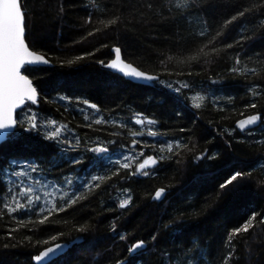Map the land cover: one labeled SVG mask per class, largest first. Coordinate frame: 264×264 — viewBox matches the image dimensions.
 Instances as JSON below:
<instances>
[{"label":"trees","instance_id":"trees-1","mask_svg":"<svg viewBox=\"0 0 264 264\" xmlns=\"http://www.w3.org/2000/svg\"><path fill=\"white\" fill-rule=\"evenodd\" d=\"M121 2L122 0H95L96 7L93 8L92 0H29L26 8L28 39L33 50L46 53L52 60L50 68L44 66L47 73L41 74L44 76L41 87L59 81L62 86L57 91L83 95L96 102L102 111L110 109L111 111L104 112L106 117L130 120L135 112H142L158 120L161 130L172 129L168 134L169 138H189L191 143L188 147L192 150H182L178 157L181 161L179 164L168 162L159 166L155 177L133 178L128 183L113 178L100 194L60 213L53 223L31 226L35 231L20 227L8 238V230L16 225L5 216L0 219V264H32L31 256L43 247L56 242L64 243L67 239L81 235L84 236L83 243L70 247L54 264H114L117 256L123 254L124 248L116 233L110 232L115 217H120L116 232L129 233L128 242L131 243L134 239H147L159 225L177 215L178 211L184 212L186 218L183 238L198 236L206 243L208 264H219V255L224 251L229 230L242 224L251 211L264 209V163L252 171V175L242 182L238 190L229 191L217 198L219 183L233 169L247 171L264 154V147L252 143L255 139L264 137V132L246 138L243 143L237 142L236 138L241 136L239 132L232 137L218 132V129L233 128L235 121L243 117L241 112L244 115L264 112V97L258 99L257 109L245 110V105L251 102L247 85L264 84V59L257 60L254 55L264 53V8L259 7L258 0H213V4L206 9L208 17L218 21H223L244 7L255 9L230 25L228 36L224 40V43L232 42L242 30L251 37L244 42L243 49H224L217 45L218 50L215 52L209 49L199 52L202 43L194 42L188 37V33H184L185 38L181 39L175 35L176 29L170 25L156 23L150 18L141 22L136 15L138 0H124L123 21L119 24L118 31H109L107 35L99 33L88 37L84 42L74 43L86 35L88 26L82 25L89 11L94 13L93 20L96 21L103 18L106 8L114 5L118 8ZM61 5L64 7L62 16L57 14ZM101 43H107L109 48L102 49L95 57L85 59L72 68L60 67L59 61L92 51ZM114 44L121 47L122 56L127 61L146 72L160 75L163 79L190 80L197 86L201 82L206 83L208 77L221 80L222 83L215 86V91L222 97L220 103L225 111L213 108L209 97L206 107L199 113L198 121L192 119L194 109L186 110L187 116L183 121H176L173 113L177 106L173 100L162 96L163 90L159 86L145 87L143 84L121 79L118 74L94 63L97 58L105 61L113 58L110 47ZM237 52L241 56V67L246 65L248 68H255V77L229 72ZM197 56L198 61L193 59ZM189 71L193 73L192 76L187 75ZM199 90V87L194 89ZM49 94H52L51 88ZM229 96L235 98L234 103L228 101ZM33 108L41 117L69 121V127L76 128L82 136L85 132L89 136L97 135L89 129L77 127L83 123V118L72 105H69L70 112H65L57 104H45L43 101ZM193 124L194 133L178 131L181 126L191 128ZM102 135L109 138L106 133ZM228 141L232 143L231 149L227 146ZM204 149H208L210 153L219 152L220 159L193 163L192 157ZM0 151L6 156L43 158L50 150L34 135H22L15 143L0 148ZM47 179H52V176L49 175ZM3 183L4 177L0 175V185ZM125 187L132 189L133 207L130 210L106 211L105 209L116 207ZM158 187H166L167 191L161 201L153 202L148 196ZM85 223L90 231L79 233L75 230ZM58 232H64L65 235L57 241H51L50 236ZM26 236L32 237L31 242L25 240ZM45 239H49L48 245L36 244L37 240ZM179 239L177 238V242ZM5 243L9 244L8 248H4ZM160 247L171 249L172 237L162 234ZM237 249L239 264H264V230L257 227L250 230L249 234H241ZM157 259L148 258V264H156Z\"/></svg>","mask_w":264,"mask_h":264},{"label":"snow or ice","instance_id":"snow-or-ice-1","mask_svg":"<svg viewBox=\"0 0 264 264\" xmlns=\"http://www.w3.org/2000/svg\"><path fill=\"white\" fill-rule=\"evenodd\" d=\"M28 2L29 0H0V148L15 143L22 135H34L50 151L43 158L6 156L0 151V175L5 181L0 185V219L6 216L16 225L8 230L6 234L8 238H11L12 233L20 227L35 231L31 226L53 223L60 213L67 212L84 200L100 194L113 178L128 183L133 178L155 177L159 166L168 162L179 164L181 161L178 157L182 150H192L188 147L191 143L189 138H169L168 134L172 129L161 130L158 120L142 112H135L130 120L106 117L104 112L111 111L110 109L102 111L96 102L83 95L57 91L62 86L59 81L41 87V83L44 82V76L41 74L47 73L44 66L50 68L52 60L46 53L33 50L28 39L26 11ZM258 3L260 8H264V0H258ZM212 4L213 0H138L136 15L141 22L150 18L156 23L172 26L176 29L175 35L181 39L185 38L184 33H188V37L194 42L202 43L199 52H203L204 49L215 52L218 50L217 45L224 49L234 47L243 49L244 42L251 37L242 30L238 38L232 42L224 43V40L228 36L229 26L255 9L244 7L223 21H218L210 19L206 12ZM92 7H96L95 0H92ZM124 10L122 0L118 8L115 5L106 8L103 18L96 21L93 20L94 13L89 11L82 25L88 26L86 35L74 43L84 42L88 37H94L99 33L107 35L109 31H118V26L123 21ZM63 13L64 7L61 5L57 14L62 16ZM104 48H109V45L101 43L92 51L61 60L60 67L72 68L85 59L95 57L96 53ZM110 52L114 58L107 61L97 58L94 63L101 68L115 71L121 79L143 81L145 87L159 86L163 90L162 96L173 100L177 106L173 113L176 121H183L187 116L186 110L193 109L195 111L192 112V119L198 121L199 113L206 107L209 97L213 108L225 111L220 103L222 97L215 91V86L220 85L221 80L208 77L207 82H201L199 86L190 80H166L127 61L122 56V49L118 44L112 45ZM254 55L257 60L264 59V53ZM193 59L198 61L199 56ZM241 65V56L237 52L229 72L246 77L257 75L255 68ZM187 75L192 76L193 73L189 71ZM197 87L200 90L194 91ZM49 88L52 91L51 95ZM247 94L251 96V102L245 105V110L257 109L258 99L264 97V84L249 83ZM227 99L234 103V97L229 96ZM41 101L45 104H57L63 107L65 112L71 111L69 105L74 106L75 111L83 118V123L77 127L89 129L97 135L89 136L85 132L82 136L76 128L69 127V121L41 117L33 108ZM240 115L243 118L236 120L233 128L218 129V132L230 137L239 132L241 136L236 138L238 143H243L248 137L258 136V132H264V127H259L264 125V112L256 111L249 115L241 112ZM194 130L195 124L191 128L185 125L178 129L180 133H194ZM104 133L109 138H105L102 135ZM252 143L264 147V137H259ZM227 146L229 149L232 148L231 141H228ZM218 159L219 152L210 153L208 149H204L192 157V162L199 164L204 160L212 162ZM262 163L264 154H261L247 171L233 169L219 183L217 198L229 191L238 190L242 182ZM49 175L52 176L50 180L47 179ZM166 191V187H158L148 198L153 202L161 201ZM131 207L133 192L130 187H125L116 207L105 210L122 211L130 210ZM119 219V216L113 219L110 232L116 233L124 248L123 254L117 256L114 264H148V258L152 257L158 258L156 264H176L177 261L179 264H208L206 243L195 235L183 238V225L186 224L184 212L178 211L177 215L159 225L147 239H134L131 243L128 242L129 233L116 232ZM257 227L264 230V209L251 211L242 224L229 230L225 238L224 251L219 255V264H239L238 238L241 234H249L250 230ZM75 230L87 233L90 228L85 223ZM162 234L172 237L171 249L160 247ZM64 235V232H58L49 239L57 241ZM177 238H180L178 242ZM49 239L37 240L36 244L48 245ZM25 240L31 242L32 237L26 236ZM83 241L84 236L81 235L67 239L64 243H52L32 255L31 262L54 264V261L62 257L70 247L82 244ZM8 247L9 244L5 243L4 248Z\"/></svg>","mask_w":264,"mask_h":264},{"label":"water","instance_id":"water-1","mask_svg":"<svg viewBox=\"0 0 264 264\" xmlns=\"http://www.w3.org/2000/svg\"><path fill=\"white\" fill-rule=\"evenodd\" d=\"M114 58V57H113ZM105 69V68H104ZM106 70H108V71H111V72H113V73H116L115 71H113V70H109V69H106ZM117 74V73H116ZM151 74H153V73H151ZM156 75V74H155ZM130 81H132V82H134V83H137V84H143L144 85V82L143 81H134V80H130ZM249 115V114H248ZM243 117H241L240 119H242ZM60 243H63V242H60Z\"/></svg>","mask_w":264,"mask_h":264}]
</instances>
